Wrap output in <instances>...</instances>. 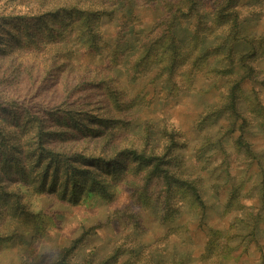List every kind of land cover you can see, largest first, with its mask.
Instances as JSON below:
<instances>
[{"label": "rangeland", "instance_id": "1", "mask_svg": "<svg viewBox=\"0 0 264 264\" xmlns=\"http://www.w3.org/2000/svg\"><path fill=\"white\" fill-rule=\"evenodd\" d=\"M76 1L0 0V132L10 138L3 146L17 148L26 163L9 111L44 104L59 116L44 114L53 132L46 147L112 185L108 196L90 191L73 204L38 193L30 179L5 181L0 264H264V0L237 1L231 57L232 36L214 21L223 0H199L206 26L216 28L201 35V48L219 52L204 70L186 77L183 69L171 81L158 80L154 66L134 71L130 62L136 36L163 14L158 0L137 6L126 28L118 13L101 17L97 34L109 43L102 51L57 22L42 49L27 47V26L39 14ZM193 28L178 25L182 43L191 42ZM117 42L130 50L126 57L113 54ZM243 53L249 65L240 63ZM236 80L233 121L222 108ZM134 150L152 160L144 170L127 155ZM118 157L128 172L112 180L101 162L100 173L101 160Z\"/></svg>", "mask_w": 264, "mask_h": 264}, {"label": "trees", "instance_id": "2", "mask_svg": "<svg viewBox=\"0 0 264 264\" xmlns=\"http://www.w3.org/2000/svg\"><path fill=\"white\" fill-rule=\"evenodd\" d=\"M158 1L163 14L152 23L147 33L136 36L137 50L133 53L135 56L130 61L133 70L148 69L154 66L157 69L156 78L160 80L167 77L168 81H171L174 75L179 74L183 69L187 71L186 77L204 70L203 63L205 59H209L214 52L218 53L220 47L214 51L212 46L201 48L199 41L201 35L209 34L210 36L216 32L215 27L206 26L205 15L201 10V2L199 0ZM237 1L223 0L220 3L221 5L219 4L214 20L218 27L227 31L228 36H232L231 46L228 54H226L228 57L231 53H234L231 52V49L233 48L234 39H236L235 36H239ZM156 2L157 0H84L82 2L77 0L68 7L39 14L36 17L35 24L32 27L27 26L28 41L26 45L27 47L42 49L41 41L54 35V27L56 26L54 23L57 22L60 24V28L71 27L75 30L76 35L78 33L80 37L83 36L89 47L102 51L109 43L107 44L103 40L102 35L97 34L96 23L100 21L101 17L105 15L114 17L118 13L122 22L121 28H126L129 24L135 22L136 16L133 11L137 6L150 7ZM62 11H67V13L62 15ZM186 22H191L192 27L195 26L192 31L191 42L188 44L182 43L176 33L178 25ZM69 33H72V31H68ZM35 35H39L40 38H36ZM121 48L122 43L117 42L111 49L114 55L121 52V55H125L130 51L123 52ZM253 53L255 54V50ZM240 57V63L249 65L245 53ZM215 71L216 68L206 70V72ZM185 79L187 80V78ZM191 81L187 80V82ZM233 84V87L225 96L222 110L227 112L230 119L234 121L237 115V88L240 86V80H236ZM114 93L111 91L109 94L115 95ZM39 105L44 104L23 105L22 112L24 111L25 115L24 113L16 114L14 110L9 111L10 119L19 128V137H22L20 140L24 141L26 147L25 153L22 145L18 148L20 153H23V157L27 159L26 163L20 157L15 156L13 151L17 148H12V145L3 146V143H7L10 138L8 133L3 134L0 132V204H7L5 198L7 192L3 183L5 181L14 182L17 179H30V182L39 183L36 190L38 193L52 192L61 199L68 200L73 204H78L82 197L90 191H97L108 196L109 186L112 184L101 180L100 176L103 174L95 175L91 170L76 164L77 159L71 160L66 154L56 152L53 150L54 148L46 147V140L53 132L45 130V123L48 122V118L44 114L49 112V108ZM36 110L37 112H35ZM49 113V119L51 117L59 119L56 112L54 114ZM104 122L110 121L106 119ZM127 155H130L139 163L141 170L152 163V160L147 158L148 156H141L135 150L128 152ZM79 159L82 158L79 157ZM101 162L108 165L107 169H101ZM160 163V160L155 161V168L159 167ZM98 166L100 167V173L103 170L104 174L111 177L112 180L118 178L120 173H126L131 169L120 157L114 158L110 162L101 160ZM188 188L197 194L196 186L189 185ZM196 196L198 197V194ZM18 206L19 204H16V208ZM5 209L11 210L12 208L7 205ZM12 212L16 213L14 210ZM21 214L29 219L25 211H22ZM63 264L67 263L64 262Z\"/></svg>", "mask_w": 264, "mask_h": 264}]
</instances>
